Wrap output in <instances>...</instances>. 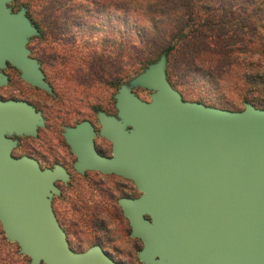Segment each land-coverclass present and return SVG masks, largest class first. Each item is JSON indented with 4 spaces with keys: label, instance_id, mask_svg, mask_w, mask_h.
<instances>
[{
    "label": "water",
    "instance_id": "95a60500",
    "mask_svg": "<svg viewBox=\"0 0 264 264\" xmlns=\"http://www.w3.org/2000/svg\"><path fill=\"white\" fill-rule=\"evenodd\" d=\"M0 0L1 72L8 64L32 86L53 94L27 47L38 28L22 6ZM166 55L121 84L116 115L99 111V134L111 155L94 147L89 121L64 128L79 171L97 170L131 180L140 195L118 200L130 235L142 241L143 264H264V109L244 102L227 110L183 100L167 80ZM151 91L142 100L133 91ZM40 111L26 101L0 98V224L30 264H123L98 245L72 249L52 207L60 165L42 168L32 157H15L11 136L37 135Z\"/></svg>",
    "mask_w": 264,
    "mask_h": 264
},
{
    "label": "trees",
    "instance_id": "16d2710c",
    "mask_svg": "<svg viewBox=\"0 0 264 264\" xmlns=\"http://www.w3.org/2000/svg\"><path fill=\"white\" fill-rule=\"evenodd\" d=\"M222 1L225 8L220 7ZM234 1L20 0L18 7L26 8V15L38 28L40 38L49 37L48 55L40 54L36 58L52 88V83L60 79L57 65L68 63L67 54L78 52L85 73L76 69L73 76L85 80L103 74L108 63L112 66L124 53L130 65L141 63L144 48L160 38L163 46L157 58L148 63L164 53L167 69L169 63L178 62L181 57L183 76H189L191 81L200 77L209 84H217V88L222 86L224 92L235 91L243 103L264 109V101L259 98L264 89V15L241 17L232 10ZM258 1L264 3L253 0ZM36 7L38 11L33 10ZM79 13H84L87 19L76 20ZM69 23L84 30L82 34L88 32L91 36L92 30L105 27L100 30L124 33L125 37L121 40L107 36L100 40V46H87L65 37ZM84 43L88 41L85 39ZM178 91L187 100L183 89ZM187 94L192 97L190 100L203 103L193 92ZM223 104L227 107L222 109L233 110L229 101Z\"/></svg>",
    "mask_w": 264,
    "mask_h": 264
},
{
    "label": "rangeland",
    "instance_id": "374dc122",
    "mask_svg": "<svg viewBox=\"0 0 264 264\" xmlns=\"http://www.w3.org/2000/svg\"><path fill=\"white\" fill-rule=\"evenodd\" d=\"M19 4L20 0H12L10 6L12 7L13 11H17L19 8ZM221 4L222 5L220 7L225 8L224 1H222ZM33 10L38 11L39 8L36 7L33 8ZM232 10L235 12V14L239 13V15L244 18H249L258 14L264 15V3L260 1L255 3L253 2V0H235L234 5L232 6ZM79 16L80 17H77L76 20H80V18H82L83 20L87 19L84 13H81V15L79 13ZM100 29L106 28L100 27L98 30H92V34L90 36L88 32L82 34L84 30H78V27L75 26V24L69 23V28L66 31L68 33H66L65 37L76 41V43H81L87 46H100V40L107 36H112L121 40L123 37H125L124 33L111 34ZM38 35L31 37L27 44L31 56L35 58L40 54L48 55L50 49L48 35L41 38ZM62 37L65 39L64 36ZM85 39L88 41L87 44L84 43ZM162 41L163 40L160 38H155L152 41L153 43H150V46H148V44L144 48V54L142 55L143 61H141V63H135L134 65H130L129 59L126 53H124V55L120 56L117 59L116 63L112 66L108 63L107 68L104 70L105 72L103 74H97L96 78L87 77V79L85 80L73 76V72L76 73V69H81L77 72L84 71L85 73V69H83L85 65L81 62L78 52H72V55L66 53L67 55L65 54V57H67L66 59L68 63H64L63 65L60 64V67L59 65H57V67L60 68V79L52 83L54 88L53 95L55 96V98L53 97V99H47V102L48 104H50L51 109L43 111V114L45 115L46 119V126L43 129H40L38 135L35 138L25 137L21 139L22 144L21 147L18 149V152H20V150L23 151L27 145L40 147L39 143L43 139H49L48 141H51V139H55V137L57 136L55 134V129L60 130V96H62L64 100V119L65 122L68 123H73L84 117H95V111L101 108L116 114L114 94L117 92L121 84L128 83L129 80H131L137 74L142 72L144 68L147 67L148 64H150L148 63L149 61H153L157 58V55L159 54L160 49L163 46V44L161 43ZM49 57L50 59H53L51 56ZM51 62L53 65L54 62ZM143 62L145 64H148H146V66L145 64L142 66ZM182 66L183 61L181 57L178 59V62L169 63V68L166 69V76L167 80L169 81V83H171L172 87H174L176 90L183 89V95L188 101H192L190 100V98L192 97L187 94V92L189 91L193 92L198 97H201L203 103L207 105L222 108L227 107L223 104V102L229 101V108L233 110H241L244 107L242 99L237 95L235 91L224 92L223 90H221L222 86L217 88V84H209L207 81H204L200 77H196V81H191V79L188 78L189 76H183V72L181 71ZM132 91L142 100H150V90H147L142 87H134L132 88ZM0 96H2L3 98H9L11 96H23L33 102H42L45 99H43V93L34 90L30 88L29 85H26L23 82L19 81L18 76H12L11 80L6 85L0 87ZM259 98L264 101V89L260 93ZM48 144H50V142H48ZM48 144L46 143V145ZM112 181L113 179L110 178L108 180V183ZM73 182L74 183L71 185V187L65 189V191H72L74 190V187L76 191L80 190L75 186L78 182L74 180ZM80 182L84 183L82 184L85 188L81 195L87 197L89 194L88 191H90V188L86 189L88 183L84 182V180L82 179L80 180ZM56 184L60 188V182H57ZM54 198L55 199L53 201V209L60 223V198H58V196H55ZM65 216L70 220L72 219V217H74V215L69 214ZM104 217H106L107 220L105 222V226H107L108 228V234H111L113 232L114 237L116 235L115 238H118V240L130 239L128 234L129 229L127 228V236L126 232L123 231V229L127 227V223L125 219L121 217V213L115 214V212H112L110 214L104 215ZM118 226L119 233L117 232L115 234L114 232L116 231V228ZM87 228H89V226H87ZM89 242V237L85 236L83 240H71V245L72 247H74V249L82 250L86 249L89 246ZM115 243H117V239L115 240ZM107 246H109V244ZM114 259L123 262H130L132 264H143L137 258ZM0 264H30L29 257L19 252L18 244L15 242H10L6 238L1 224Z\"/></svg>",
    "mask_w": 264,
    "mask_h": 264
},
{
    "label": "flooded vegetation",
    "instance_id": "af4514ba",
    "mask_svg": "<svg viewBox=\"0 0 264 264\" xmlns=\"http://www.w3.org/2000/svg\"><path fill=\"white\" fill-rule=\"evenodd\" d=\"M1 72L7 76L8 82L11 80L12 76H18L19 81L23 82L26 85H29L30 88L43 93V99H45L42 102H33L23 96H11L9 98H3L2 96H0L1 99H15L26 101L31 104L35 108V110L41 112V115L44 118V126L38 127V135L40 129H43L46 126V119L43 111L51 109V106L50 104H48L47 99H53V97L55 98V96L22 80L20 77V72L10 64H8L5 69L1 70ZM64 107L65 104L63 97L60 96V130L55 129V134L57 135L55 139H51V141H48L49 139H43L39 143L40 147L27 145L23 151L20 150V152H18V149L22 144L21 139L32 136L13 135L11 137L12 139L16 140V145L12 150V155L15 157H19L22 155L32 157L38 161L39 165L42 168H53L55 165H60L65 169L66 173L68 174V179L66 181H63L61 179L56 181V183L60 182V188L58 187L60 189V192L59 194L53 195L52 207L53 201L55 199L54 197L58 196V198H60V226L64 230L68 243L72 249H74V247H72L71 245V240L79 241L83 240L85 236H88L90 242L87 248L93 245H98L107 254V256L112 259H138V252L142 248V241L139 238L132 237L130 235L131 229L129 222L127 218L124 217L118 200L123 197L135 198L140 195V191L131 180L117 174H105L100 171L90 169L79 172L74 167V164L77 161V157L71 151L70 146L66 143L63 135L64 128L66 126H74L81 121H89L96 132V136L94 137V147L96 151L102 156H110L111 142L99 134L100 124L98 122L97 114L99 111H102L107 115H114L115 113L101 108L95 111V117H84L73 123H68L65 122L64 119ZM48 142H50V144H48ZM46 143L48 145H46ZM110 178L113 179V181L108 183V180ZM81 179L84 180V182L88 183L86 189L90 188L87 197L81 195V193L85 190V188L83 187L84 183L82 182V184L80 182ZM73 180L78 182L75 186L80 190L76 191L74 187V190L72 191H65V189L71 187V185L74 183ZM112 212H115V214L121 213V217H123L127 223V227H125L123 231L126 232L127 236V228L129 229L128 234L130 239L118 240V238H115L116 235L114 237L113 232L111 234L107 233L108 228L107 226H105V222L107 220L104 215L110 214ZM67 214L74 215V217H72V219L70 220L66 218L65 215ZM87 226H89V228H87ZM118 230L119 226L116 228V231L114 233L116 234ZM116 239L117 243H115ZM108 244L109 246H107ZM74 250L82 251L85 249ZM114 260L118 261L117 259ZM118 262L123 264H132L130 262Z\"/></svg>",
    "mask_w": 264,
    "mask_h": 264
}]
</instances>
